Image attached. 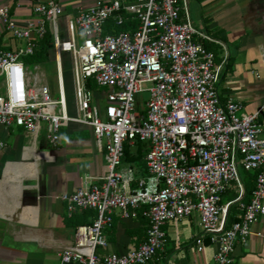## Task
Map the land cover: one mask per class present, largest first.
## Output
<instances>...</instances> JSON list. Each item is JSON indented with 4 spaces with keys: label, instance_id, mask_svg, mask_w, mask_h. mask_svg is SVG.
Wrapping results in <instances>:
<instances>
[{
    "label": "built area",
    "instance_id": "obj_1",
    "mask_svg": "<svg viewBox=\"0 0 264 264\" xmlns=\"http://www.w3.org/2000/svg\"><path fill=\"white\" fill-rule=\"evenodd\" d=\"M28 1L33 16L23 23L15 21L7 5L0 6V24L21 43L15 49L0 47V125L22 127L35 137L45 123L52 146L59 143L62 123L87 125L106 161L103 176L85 175L77 189L58 196L70 213L96 212L91 223L76 226L74 243L60 252L59 264H145L163 247V225L194 213L201 230L196 249H203L207 235L218 247L213 264H230L234 243L246 242L252 224L264 216V139L258 111L239 113V101H221L217 84L225 59L217 64L201 42L211 38L191 21L186 0H94L67 19L66 41L59 37L63 9L58 0ZM110 24L128 28L108 31ZM48 25L57 96L45 73L32 74L24 60ZM64 53L72 60L79 116L67 111ZM34 64L38 70L39 63ZM87 79L104 91L102 115ZM139 92L148 98L137 111L134 94ZM136 138L148 146L143 178L122 164L124 144ZM242 169L255 173L248 202L241 201ZM232 183L240 192L222 205V193ZM236 202L239 219L228 225L227 209ZM139 208L147 219L145 240L124 254L97 253L107 245L104 231L114 212L131 217Z\"/></svg>",
    "mask_w": 264,
    "mask_h": 264
},
{
    "label": "crops",
    "instance_id": "obj_2",
    "mask_svg": "<svg viewBox=\"0 0 264 264\" xmlns=\"http://www.w3.org/2000/svg\"><path fill=\"white\" fill-rule=\"evenodd\" d=\"M83 1L58 0L63 10L70 5L68 17L93 2ZM3 5L18 23L33 16L28 0H0ZM186 5L193 24L211 38L201 42L214 52L215 62L225 59L217 84L221 101H239V113L258 111L264 139V0H186ZM20 44L0 24V47L15 49ZM97 91L104 96V91ZM0 138L4 141L0 149V264H59L60 252L74 243L76 226L69 222L73 212L58 196L77 189L85 175L103 176L104 152L98 149L89 126L73 122L61 127L57 146L48 142L45 123L35 137L22 127L0 125ZM122 164L130 165L136 178L147 176L145 161ZM239 192L232 183L221 204ZM243 192L242 186L241 200ZM140 211L124 218L115 211L112 225L104 231L107 245L98 247L97 253L124 254L143 242L147 219ZM163 230L162 249L145 264H213L218 247L207 235L203 249H196L194 241L201 233L197 213L167 222ZM251 232L246 242L234 243L230 264H264V216L252 224Z\"/></svg>",
    "mask_w": 264,
    "mask_h": 264
},
{
    "label": "trees",
    "instance_id": "obj_3",
    "mask_svg": "<svg viewBox=\"0 0 264 264\" xmlns=\"http://www.w3.org/2000/svg\"><path fill=\"white\" fill-rule=\"evenodd\" d=\"M108 31H114V32H120L122 30H126L128 28L127 24L123 25H108L107 27ZM206 48L209 49L208 46ZM210 50V49H209ZM54 58L53 54V48L51 43V33L50 31H47L46 34L42 39H40L37 42V47L35 48V51L33 54L25 56L24 60L28 64H34V63H44L48 60H52ZM87 86L93 91L99 90V87L95 85V83L91 79H87ZM133 144H136V154H133L132 151H130V146ZM133 144L125 143L124 144V156L123 161L126 162H138V163H144V156L147 152L148 146L147 142L142 141L138 138H136L133 141ZM243 170V169H242ZM242 186L244 187V192L242 196V202L247 201L250 199L252 190L254 188L255 184V173L243 170L242 175L240 174ZM135 183V182H134ZM250 184V186H249ZM135 186V184L133 185ZM230 188V187H229ZM228 188V189H229ZM226 189L222 195L228 191ZM222 197V196H221ZM237 206V208H236ZM238 212V215L236 218H233L234 215ZM141 214V211L139 212ZM241 213V210L238 207V203L231 204L226 213V224L232 223L234 220L237 221L239 219V214ZM96 216V212L93 209H82V210H75L71 216L69 217V222L73 226H78L82 224H89L93 221V219ZM147 229V227H146Z\"/></svg>",
    "mask_w": 264,
    "mask_h": 264
},
{
    "label": "rangeland",
    "instance_id": "obj_4",
    "mask_svg": "<svg viewBox=\"0 0 264 264\" xmlns=\"http://www.w3.org/2000/svg\"><path fill=\"white\" fill-rule=\"evenodd\" d=\"M87 2L89 1L87 0L85 4ZM67 13H72L70 5L66 6V9L63 10L62 16H60L58 20L59 37L63 41H66L69 39L68 29H67V19L69 17L67 16ZM70 18H74V16L70 15ZM47 30L50 31L49 25L47 26ZM34 65L35 64H29V71L32 74L36 72H39V73L44 72L45 79L48 85L50 86L52 94L54 96H57V86H56V76H55L56 71H55L54 60L52 59L44 63H39L38 70H35ZM62 71H63V79H64V88H65L66 99H67L68 114L70 116H79V112H78L77 104H76V97H75L72 60H71V56L68 53H64L62 55ZM92 96H93V104L98 108L100 115H102L105 109V106L107 104L105 97L99 91H93ZM147 98H148L147 92H139V93L134 94L135 109L137 111H140L142 110V108L145 107V102ZM42 124L44 125V123ZM69 124H71V122H64L62 123V127L68 126ZM130 151H132L133 154H136V144H133L132 146H130Z\"/></svg>",
    "mask_w": 264,
    "mask_h": 264
}]
</instances>
